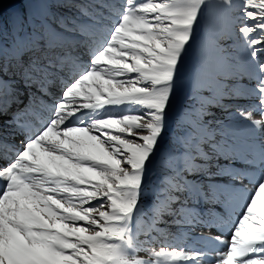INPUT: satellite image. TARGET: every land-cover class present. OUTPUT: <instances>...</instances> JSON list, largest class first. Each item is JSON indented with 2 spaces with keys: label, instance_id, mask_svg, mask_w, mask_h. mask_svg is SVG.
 Masks as SVG:
<instances>
[{
  "label": "bare ground",
  "instance_id": "1",
  "mask_svg": "<svg viewBox=\"0 0 264 264\" xmlns=\"http://www.w3.org/2000/svg\"><path fill=\"white\" fill-rule=\"evenodd\" d=\"M12 1L0 7V112L7 111L0 119V264H264V115L252 110L263 107L264 89L250 82L259 74L240 69L229 81L214 65L197 63L200 53L160 35L150 39L133 20L123 42L138 40L147 58L158 53L149 51L152 44L169 46L166 57L146 62L139 52L137 80L107 69L108 77L97 78L105 85L83 67L106 59L103 49L113 44L105 43L102 12L96 28L93 12L85 15L78 43L79 34L67 30L69 44L57 60L56 40L64 37L52 27L51 5ZM138 1L151 6L135 11L149 20L163 13L174 23L168 14L186 18L179 6L191 9L186 0ZM252 1L259 13L245 20L234 13L241 0L210 10L219 13L223 36L253 38L248 25L264 23V5ZM118 9L130 17L126 4ZM39 26L48 38L35 33ZM97 31L100 52L90 43ZM261 40L248 49L264 52ZM115 52L130 56L118 54L119 46ZM241 74L248 83H237ZM8 92L28 107H10ZM32 108L44 117L33 118ZM24 135L31 137L22 143Z\"/></svg>",
  "mask_w": 264,
  "mask_h": 264
},
{
  "label": "rangeland",
  "instance_id": "2",
  "mask_svg": "<svg viewBox=\"0 0 264 264\" xmlns=\"http://www.w3.org/2000/svg\"><path fill=\"white\" fill-rule=\"evenodd\" d=\"M166 1L167 3H170L172 1V5H173V0H161L159 3H161L160 5H165ZM241 1H243L241 7H237L234 13L236 15L239 14L243 16L242 17L243 20L246 19L245 16L249 14L248 13L249 11L252 12L251 14H255V15L259 13V11H257V8H259L258 5H255V3L252 0L251 1L241 0ZM10 2L11 0H0V7L9 8L12 5H16V3H13V1L11 3ZM237 2H239V0H215V1L186 0L185 3L187 4V7H191V9L188 12L179 6V8L187 14L186 18H183V16L180 13H174V12L167 15L169 18L174 20V23L164 20L163 18L165 14L163 13H158V17L152 18L151 20L146 18L144 15L141 14L137 15V13L135 12L136 8L145 11L152 10L151 6H145L144 4L140 3L138 0H109L107 3L100 2V0H20V3L18 5L20 4L22 5L31 4L32 6H37L36 4L51 5L52 11L51 12L49 11L50 12L49 17L51 18V21L53 23L52 27H54L56 31L62 32L61 36L64 37V40L59 41L58 38L56 40L57 52L55 54L56 55L55 59L57 60H60L61 57L63 56L62 51L64 52L66 50L63 49L64 46H67V44H69V42L65 38L67 33L70 31V27L73 29L72 32L70 31V34H74V35L75 33L79 34V36L77 37L78 38L77 41L74 42V43H78L79 41H81L80 39L82 38V34L80 30L83 29L85 30L88 28L83 26V24H81L85 15L87 13L93 12L92 25L94 28H96L98 12L99 11L102 12L103 19L105 21L103 23L104 25L103 29H105L106 34H108L106 38L104 37V35H102V37L106 39L105 40L106 45L110 41L113 44L111 45V47H109L108 53H105V50L108 48L103 49L102 53L106 56V59L104 56H100L99 59L96 61V63H94V65L90 67L83 66V67H87L88 70L87 73H89V77L93 81L96 79L99 82L103 83L101 80L97 78L108 77L106 72L107 69L108 70L111 69V71H115L123 80L124 79L137 80L138 76L141 75V73L137 71L135 67V64L139 60V58H137L139 52L145 54L143 60L146 62L151 61L152 59H160L162 57H166V53L168 51L169 46L152 44L149 51L151 52L152 48H154L158 53L152 55L151 58H147V52L144 46L138 40L136 45H134V41H126L125 43L123 42L122 38H125V33H122L123 27L125 26L132 27L133 26L132 21L134 20L136 22L137 20V23L140 24V28L142 27L146 28V32L143 31L142 33L146 37L153 40H158L156 37L160 35L161 38H163L164 40H166L167 38L173 40V43L175 44L174 46L175 48H178L180 44H183L186 47V51L188 53L191 54H195V52L200 53L197 54L195 57V61L197 63L200 62V64L204 68H208L210 67V65H214L219 72L224 73V78L228 79L229 81H231L232 77L236 75L240 69H244L249 72L256 71L259 74V76L253 75V78L250 79V82L253 83L259 82L258 85H261L262 88L264 89V74H262L260 70H257L258 69L257 66H255L249 55L250 53H252V57L257 56L255 58L257 63H259L260 65H264V52L263 51L258 52L254 48L252 49V51L248 49V47L251 46V44L258 43V40L260 41L262 39L261 42L264 43L263 40L264 23L259 24L258 28L248 25V29L251 30L253 29V34H254L253 38H249L243 35L239 36L234 33L223 36L221 34L222 27L216 21V18L219 13H216L217 15L216 14L212 15L211 14L212 11H210L212 8L218 11H221L223 9L229 10ZM261 2L264 5V0L263 1L261 0ZM122 3L126 4L128 9H130L129 12L130 17L124 18L123 15L121 14V10L118 9V6L120 5L121 7ZM220 4L224 7H222ZM246 6H249V9H247ZM58 22L62 24V26H67V27L62 28V26H60ZM260 26H262L263 28H261ZM119 31H120V38L118 39ZM35 33L38 35L46 34V38H48L50 35V31L46 32L45 29L42 28L41 26H39V28L35 30ZM98 34L99 32L97 31V33L94 34V37L90 43L94 42L96 44V47H98L95 50L97 52H100L102 51L101 50L102 47L104 48V41L102 42L103 44L100 43L101 37H99ZM88 38L89 37L86 36V39ZM46 41L47 43L41 45H47L48 39ZM228 43L231 44V46L233 47L232 50L230 51L224 50V46ZM118 46L120 47V52L117 53L121 54L123 52H126L130 55L129 58L123 56V58L118 59L114 56L116 54L115 49H117ZM47 48L48 47H41V50L45 51L44 53L47 54L46 52ZM16 56L20 57V61L26 58L25 57L26 54L22 52L20 53V51L16 53ZM37 64L38 63L36 62L34 64V67ZM80 67L81 65L77 68L76 71L80 70ZM61 69L64 70L65 68H61ZM62 76L63 75L56 73L54 74V77L51 76L49 80L51 81L52 77L59 79ZM238 78L239 79L237 83L246 84L249 81L247 76H245V74H241ZM103 84L109 85L106 83ZM100 90L101 89L99 88L96 89V91H100ZM216 90L219 91L220 87H217ZM234 93H236L235 90ZM10 95H11L10 92L3 95L4 101L7 104L10 103L8 104L10 107L15 108L14 106H18L17 109H22L24 105L29 104L30 102L25 98L20 100L19 99L14 100L13 99L14 96L11 97ZM241 95H242L241 92L236 93L235 101L240 102ZM231 102H234V100L232 99ZM25 107L28 106H24V108ZM39 109L42 108L40 107ZM38 110L32 108V111H28V112L33 115V118H38V117L43 118L44 115L41 114ZM252 110L254 112L260 111V115H264V105L262 108L255 106L252 108ZM6 113L7 111L5 110L0 112V119L5 117ZM16 122L17 121L11 122V128L16 127ZM19 126H22L23 129L33 132V129H31L30 126L26 125L24 122H20ZM40 126L42 127L44 126V124H41ZM45 130L47 129L45 128ZM222 134L224 136H227L228 132L222 131ZM30 137L31 136L24 135L21 138V142L22 143L28 142ZM169 139L173 143H177L176 138L170 137ZM19 148L20 146L17 149ZM243 153L246 152H242V154L239 155L238 158L241 157ZM4 191L7 192V189L4 188ZM110 196L111 194H107V197Z\"/></svg>",
  "mask_w": 264,
  "mask_h": 264
}]
</instances>
